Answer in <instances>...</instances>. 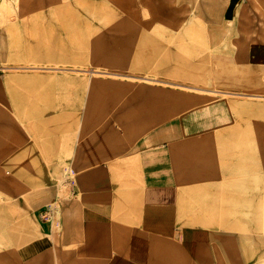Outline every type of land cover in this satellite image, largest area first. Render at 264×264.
Wrapping results in <instances>:
<instances>
[{"label":"crops","instance_id":"crops-1","mask_svg":"<svg viewBox=\"0 0 264 264\" xmlns=\"http://www.w3.org/2000/svg\"><path fill=\"white\" fill-rule=\"evenodd\" d=\"M199 4L211 61L253 91H219L123 152L80 138L72 150L41 142L43 164L70 160L78 172L65 196L42 185L30 200L28 261L48 264L55 253V264H264V9L253 0ZM10 49L0 43V58L21 57Z\"/></svg>","mask_w":264,"mask_h":264},{"label":"rangeland","instance_id":"rangeland-1","mask_svg":"<svg viewBox=\"0 0 264 264\" xmlns=\"http://www.w3.org/2000/svg\"><path fill=\"white\" fill-rule=\"evenodd\" d=\"M253 1L264 9V0ZM199 2L0 0V43L21 56L0 58V264H41L23 252L29 202L42 185L65 196L78 172L70 160L43 164L41 142L50 151L59 139V150H72L80 138L123 152L219 91H253L211 61ZM45 258L55 264V253Z\"/></svg>","mask_w":264,"mask_h":264},{"label":"bare ground","instance_id":"bare-ground-1","mask_svg":"<svg viewBox=\"0 0 264 264\" xmlns=\"http://www.w3.org/2000/svg\"><path fill=\"white\" fill-rule=\"evenodd\" d=\"M240 50V49H239ZM54 182V181H53ZM58 182V181H57ZM52 184H54V183H52ZM49 188V187H48ZM10 237V236H9ZM8 238V237H7ZM10 238H12V237H10ZM8 241V240H7ZM6 245V244H5ZM10 245V244H9Z\"/></svg>","mask_w":264,"mask_h":264}]
</instances>
